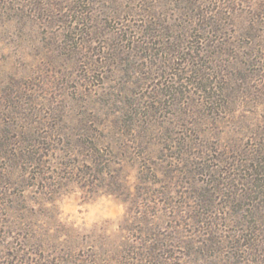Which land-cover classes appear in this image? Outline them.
Wrapping results in <instances>:
<instances>
[{"label": "rangeland", "instance_id": "1", "mask_svg": "<svg viewBox=\"0 0 264 264\" xmlns=\"http://www.w3.org/2000/svg\"><path fill=\"white\" fill-rule=\"evenodd\" d=\"M0 264H264V0H0Z\"/></svg>", "mask_w": 264, "mask_h": 264}, {"label": "clouds", "instance_id": "2", "mask_svg": "<svg viewBox=\"0 0 264 264\" xmlns=\"http://www.w3.org/2000/svg\"><path fill=\"white\" fill-rule=\"evenodd\" d=\"M62 211H65L64 209H62Z\"/></svg>", "mask_w": 264, "mask_h": 264}]
</instances>
